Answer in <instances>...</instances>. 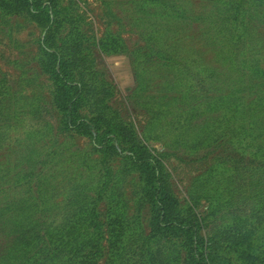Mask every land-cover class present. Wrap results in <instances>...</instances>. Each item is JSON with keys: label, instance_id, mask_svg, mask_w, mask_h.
Masks as SVG:
<instances>
[{"label": "trees", "instance_id": "16d2710c", "mask_svg": "<svg viewBox=\"0 0 264 264\" xmlns=\"http://www.w3.org/2000/svg\"><path fill=\"white\" fill-rule=\"evenodd\" d=\"M246 3L226 0L216 15L218 22L224 21L220 32L225 43L217 51L226 64L222 71L203 65L197 50L176 55L174 45L172 51L164 49L166 33L152 27L154 40L147 38L142 50L148 49L142 53L145 62H155L180 79L183 97L173 101L185 102L174 117L169 105H148L147 125L153 128L162 119L166 126L174 122L175 128L168 129L177 135V144L185 145L189 131L196 127L197 112L202 109L205 114L209 109L211 140L206 146L223 138L228 146L226 157L217 163L225 174L211 168L198 177L190 191L191 204L184 207L163 156L154 153L135 125L112 106L115 86L96 66L93 49L121 54L125 49L121 35L107 32L91 45L78 19L62 8V0H0L3 16L25 17L42 29L38 66L49 78L51 103L61 115L62 127L89 138L105 165L103 172L88 170L90 178L85 181H72L67 213L62 224L54 226L48 222L47 183L40 178L31 186L33 181L27 178H33L34 171L16 181L21 188L31 183L14 205L6 203L3 209L12 224L13 242L0 256V264H100L104 258L103 264H264V66L254 54L248 55L253 46L249 29H244ZM142 68V62L135 67L138 81ZM238 93L246 97L240 100ZM12 107H4L7 115ZM40 107L37 104L34 110L39 112ZM0 118H4L1 106ZM198 145L194 141L193 149ZM114 157L140 176V196L150 209L148 235L140 217H127L122 180L108 166ZM40 175L46 179L44 171ZM202 200L209 209L199 215L193 207Z\"/></svg>", "mask_w": 264, "mask_h": 264}, {"label": "rangeland", "instance_id": "374dc122", "mask_svg": "<svg viewBox=\"0 0 264 264\" xmlns=\"http://www.w3.org/2000/svg\"><path fill=\"white\" fill-rule=\"evenodd\" d=\"M160 1H170L177 4V8ZM160 1L62 0V8L70 9L78 19L91 45L107 32L121 35L125 48L121 54L107 55L98 47L93 49L96 66L115 86L112 106L135 125L140 138L154 153L163 156L175 194L181 205L186 207L191 204L190 191L198 177L204 176L211 168L218 174H225L217 163L226 157L228 146L224 138L217 144L206 146V140H211L209 109L205 114H202V109L197 112L194 119L196 127L189 131L185 145L177 144V135L168 129L175 128L174 122L166 126L167 120L162 119L153 128L147 125L150 120L148 105H169L174 117L185 102L173 101V97H183L178 89L180 79L155 62H145L142 53L148 49L142 50L147 47V38L154 40L150 39L152 27L166 33L162 37L164 49L174 45L176 55H183V51L190 49L197 50L203 65L222 71L226 64L217 56L220 53L217 51L222 50L225 43L220 32L224 21L218 22L216 15L226 0ZM246 1L248 14L245 13L247 27L244 29H249L248 41L253 46L248 55L254 54L264 66V5H259L261 0ZM238 27L242 30L240 25ZM40 38L42 29L36 23L25 17L3 16L0 12V106L4 115L0 118V256L8 253L7 249L13 242L12 224L7 218L9 215L3 211L5 204L14 205L15 199L24 195L25 187L31 183H25L21 188L20 184H15L16 181L34 171L35 176L27 178V181H33L31 186L40 178L47 183L51 212L48 222L54 226L62 224L67 213V196L72 181H85L90 178L88 170L103 172L105 168L89 138L63 129L61 115L51 103L49 78L41 73L38 66ZM140 62L143 74L138 81L135 74L138 69L135 67ZM17 91L20 95L15 98L13 93ZM242 93L237 94L240 100L246 97ZM37 104L41 105L39 112L34 110ZM8 106L15 107V115L13 107L8 115L5 113L4 107ZM204 127L209 130L205 131ZM194 141L199 143L196 149H193ZM52 156L54 158L49 162ZM29 159L34 162L27 163ZM39 161H44L41 166L37 165ZM110 161L108 166L120 177V183L122 180L120 193L127 206V217H140L144 233L148 235L151 232L148 222L150 209L140 196L139 174L119 157ZM41 171H44L46 179L38 176ZM208 209V203L202 200L200 205L193 207V212L204 215ZM104 261L105 258L100 264Z\"/></svg>", "mask_w": 264, "mask_h": 264}]
</instances>
